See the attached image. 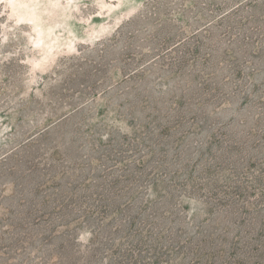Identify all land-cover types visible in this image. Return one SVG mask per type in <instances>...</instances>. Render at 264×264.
Masks as SVG:
<instances>
[{
  "label": "rangeland",
  "instance_id": "374dc122",
  "mask_svg": "<svg viewBox=\"0 0 264 264\" xmlns=\"http://www.w3.org/2000/svg\"><path fill=\"white\" fill-rule=\"evenodd\" d=\"M117 179L111 208L169 212L137 238L193 240L161 264H264V0H0V264H61L49 213ZM121 217L49 240L77 227L84 260L112 231L100 264H155Z\"/></svg>",
  "mask_w": 264,
  "mask_h": 264
},
{
  "label": "trees",
  "instance_id": "16d2710c",
  "mask_svg": "<svg viewBox=\"0 0 264 264\" xmlns=\"http://www.w3.org/2000/svg\"><path fill=\"white\" fill-rule=\"evenodd\" d=\"M161 167L162 166L159 164L157 166H153V168L150 172V175L154 174V173L158 174ZM161 171H164V170H161ZM120 182L121 181H118V179L117 180H111L109 183L110 186H113V184L114 185L116 184V190L111 192L112 197L108 198V196H105L103 192L98 193V195H95L96 197L93 196L94 199L90 200V203L87 204V206H89V208L85 207L83 209V206L85 203L84 200H82V198H80V197L75 198L76 194H73L72 197H70V198L66 197V198H64V200L61 201V204H64L62 209H64V208H67V209L64 211H62V209H61L62 212L59 214L60 216L53 217L56 214L53 212L49 213V218L47 219V223L50 222V224H47L46 225L47 230H45L43 233H41V240L45 244L49 242L50 245H54L55 249H57V250L61 249L58 252V254L60 256L61 264H100V260L102 259V256L105 259L106 256H104V255L107 254L108 251H111V250L113 251L114 243H111V245L109 244L110 242H112V238H111L112 231L108 235L101 234L100 240L98 242L94 243L95 245L93 247H90L87 250V253H83V254H87L86 257L83 258L84 260H81L80 257H72L71 258L70 255H74V254L80 252V251H78V249H76L81 244V242L78 240L79 238H78V236H77L78 234L76 232V231H78V228L74 227L73 229L67 230L68 231L67 234L69 235L68 242L65 246H61L62 244L61 245H55V244L51 243V240H49L50 236L52 235L51 232H53V230L56 227H58L60 225L66 226V225L70 224L72 221L78 220L81 216H84V220H82L83 222L82 221H80V222H82L83 224L86 223L88 225H92L93 224L92 218H93L95 213H97V216H99V218H103V217H107L112 212V210L114 211V210L118 209L119 207L121 210V216H123V217H121V219L124 222L128 221L130 224L133 222L136 223V219L140 220L139 222L137 221L136 224H137V226H143V227L142 228L136 227L135 229H133L132 233L129 234V236L126 237V239L128 241L132 240V242H131L132 245L135 248H138L139 252H141V250H143L142 248H144V247H147L150 250V253L154 251L155 256L153 259V263L161 264L160 257H162L164 254H166L168 250H172V249H174L175 251L178 250V252L180 254H184V255H189L190 253L193 252L194 249H192V246H191V248H189L190 250H186L187 243L189 241H190V243H193V240H190V238L189 239L186 238L184 240V238H182V237H179V238L175 237L174 240H171L170 245L169 244L168 245L162 244V246L156 245L153 241L150 240V238H148V240L143 239V236H141L140 238H137V236L143 232L145 227H148L149 228L148 231L152 232V233L157 231V230L158 231L159 230L160 231H166V232H167V230L169 231L170 228H172V227H169L170 224L167 223V220L169 219V217H168L169 212H167V208H164L161 211L158 209H156V210L152 209L151 214H149V213H147L149 215L145 214L147 219L143 218V216H144L143 212L141 214H137V215H140L139 217H137L135 214V211H133L132 207L135 203L138 202V198L139 197L141 198V196H142L141 191L138 194V196H136L134 201L126 202V203L124 201H121V202H119V205L117 207L111 208L112 206H110V205L112 204V202L118 201L119 198L123 197L122 192H123L124 188L122 187L121 189L117 190L118 184ZM145 182H143V184H140L139 186L136 184V188L138 189V187H139V189L143 190ZM113 189H115V187H113ZM152 204L153 203H151L149 205L151 206ZM91 205H94V206H91ZM68 208H71V209H68ZM150 209H148V211ZM44 215L45 214L43 213L39 217L34 218L33 221H38V222L43 221V219H45V218H43ZM124 217H126V218L124 219ZM55 221H59V222L56 223ZM120 227H121V225L118 226V228H116V231H118ZM92 228L96 229L95 227H92ZM35 239H36V237H35ZM170 239H173V238L171 237ZM134 241L136 244L134 243ZM29 242L30 243L32 242V244H33L32 240H30ZM112 244H113V246H112ZM25 245H26V242H25ZM117 249L124 256H126L127 253H131L129 249H126V248L124 249L122 243L118 246ZM62 251H63V253H62ZM118 251L116 253H118ZM222 251H223L222 248L215 249V251H213L215 258H219ZM225 252L226 251H224L223 253H225ZM199 254L201 255L200 251H199ZM230 254H231V252H230ZM200 255H197L196 260H198V259L201 260ZM231 256H232V254L230 255V257ZM48 261L49 260H46L44 263L46 264ZM232 261L238 262V260L235 258V256L232 257Z\"/></svg>",
  "mask_w": 264,
  "mask_h": 264
}]
</instances>
